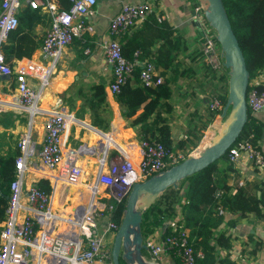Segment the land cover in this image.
<instances>
[{
  "label": "built area",
  "instance_id": "1",
  "mask_svg": "<svg viewBox=\"0 0 264 264\" xmlns=\"http://www.w3.org/2000/svg\"><path fill=\"white\" fill-rule=\"evenodd\" d=\"M99 1L68 0L69 8L62 9L55 0H0V81L4 77L15 78L20 108L29 115L30 127L35 117L45 119L43 142L37 157L45 171L41 177L50 185L48 192L38 187L37 179L27 184L30 170L27 161L34 144L30 128L22 136L19 155L15 158V179L10 186L9 203L1 224L0 264H114L112 247L120 225L112 220V216L117 206L124 204L126 207L135 184L161 175L207 148L225 119L226 104L214 96L209 108L222 117V124L212 136L204 134L197 150L192 153L172 150L161 142L142 139L138 142L140 156H136L114 141L108 144L109 134L80 124L61 104L51 109L41 107V94L49 86L64 50L75 39L94 34L89 19ZM25 6L46 14L50 26L40 47V60L10 61L3 48L17 30L18 16ZM151 14L153 8L148 2L122 3L111 20L109 36L100 43L106 62L112 67L114 78L109 90L114 95L141 64L138 52L132 60L124 57L122 39ZM192 18L201 27L204 61L212 70L224 72V56L217 32L207 21L199 3L192 9ZM90 53L85 50V55ZM139 79L144 87H156L164 82L151 61L144 62ZM247 104L252 116L264 110V90L255 87L248 90ZM80 126L90 136L86 134L87 138L74 148L70 138L80 133L77 130ZM228 160L234 166L251 164L264 170V150L256 149L247 139L237 141L229 149ZM91 164L94 171L90 170ZM70 190L75 191L73 195L69 194ZM221 195L222 191H217L216 196ZM68 201L74 205L69 212ZM219 214H226L221 207ZM144 245L155 264H197V259L203 256L194 251L187 231L169 236L162 243L151 235L144 238Z\"/></svg>",
  "mask_w": 264,
  "mask_h": 264
},
{
  "label": "crops",
  "instance_id": "2",
  "mask_svg": "<svg viewBox=\"0 0 264 264\" xmlns=\"http://www.w3.org/2000/svg\"><path fill=\"white\" fill-rule=\"evenodd\" d=\"M124 2H148L153 8V14L150 16L154 15L157 19L162 18L161 21L166 20L172 30L169 41H160L153 48V52L161 46L164 48L159 64H156L153 58L140 56L139 63L141 64L136 69H141L145 61L155 64L158 74L168 88L169 96L162 101L159 111L170 127L172 145L176 149L181 145L183 149L178 150L192 153L200 147L204 134L212 136L222 124V117L216 116L210 110L209 104L211 98L216 96L220 86V77L225 74V71L212 70L201 55L203 42L201 27L192 18V9L197 4V0H100L94 8V14L89 19L94 26V34H85L82 39H75L64 50L49 86L41 94L40 106L51 109L61 104L75 115L80 124L94 127L87 107L78 97L77 89L79 86L87 87L90 84H105L107 100L112 111L110 127L108 131L94 128L110 136H119L120 145L124 150H131L134 155L140 156L138 147L140 139L122 117L114 94L109 90L114 78L113 71L100 48L101 41L109 36L111 20ZM42 15L44 17L39 21L40 23L35 25L32 31L26 33V39L39 45V49L31 58L33 60H40V47L50 26V18L46 14L42 13ZM146 20L138 22L128 34L140 29ZM85 50H90V55H85ZM130 80L133 84L134 79ZM255 84L264 85V74L257 78ZM0 102V157L15 159L19 155L18 145L22 136L31 128L34 144L31 145L27 161L30 167L27 184L30 185L35 179L39 183L44 180L41 176L45 173L37 157L43 142L45 119L40 116L35 117L30 127L29 115L20 108L14 77L0 81ZM141 112L142 110L138 114ZM254 117L262 126L261 146L264 150V110L257 112ZM77 130L80 133L77 132L70 138V144L74 148L79 146L88 134L82 126ZM226 165V162H220L219 168L225 169ZM94 169L95 167L91 164L90 170L94 171ZM233 170L234 172L229 175V184L232 187L245 181H264V170L257 169L251 164L233 166ZM239 217L236 215L234 218ZM226 218L228 220L230 217ZM226 229L223 225L218 232ZM227 231V234L233 238L232 249L221 251V256L228 255L238 264H264V223L262 221H257L253 216L241 218L236 227ZM163 234L164 228L161 227L156 229L152 236L162 243ZM254 244H261V249L252 255ZM145 253L149 256L148 252L145 251ZM169 254L167 251L166 256L168 257Z\"/></svg>",
  "mask_w": 264,
  "mask_h": 264
},
{
  "label": "trees",
  "instance_id": "3",
  "mask_svg": "<svg viewBox=\"0 0 264 264\" xmlns=\"http://www.w3.org/2000/svg\"><path fill=\"white\" fill-rule=\"evenodd\" d=\"M62 9H68V0H55ZM228 14L233 31L243 51L247 68L250 73L249 90L255 87L264 90L263 84H255L257 78L264 74V0H222ZM40 10H33L27 6L18 16L19 26L10 35L9 42L3 51L10 61L31 59L39 49L38 44L26 39V33L32 31L43 19ZM166 20L158 21L154 15L150 16L138 30L131 32L122 39V51L126 59L132 60L135 53L142 58H153L159 64L164 48L161 46L153 52V48L160 41H169L172 30ZM229 70L220 77V86L216 92L224 104L228 97ZM140 69H136L128 82L114 95L120 107L122 117L136 132L138 139H148L161 142L165 147L176 150L172 145L171 130L166 120L161 116L159 108L162 101L168 98L167 84L156 87L142 86ZM78 97L87 107L90 120L94 127L108 131L112 118V111L107 100L105 84H90L79 86ZM142 112L138 114L139 111ZM215 114V113H214ZM213 114V115H214ZM262 126L249 111L248 122L238 141L250 140L253 146L262 150ZM183 149V146H178ZM220 162H226L225 169H220ZM228 160V153L218 162L207 169L183 180L178 188H169L156 202L147 209L142 216L141 232L148 238L163 227V241L169 236L187 231L189 241L195 252H201L202 258L197 264H238L229 256H221V251L232 249V236L228 229L236 227L241 218L253 216L264 223V181H245L242 186L232 187L229 184L230 173L234 172ZM15 179V159L0 157V233L1 224L5 219V212L9 203L10 186ZM38 187L50 191L47 181H40ZM217 191H222L220 197ZM225 215L219 214V208ZM125 205H119L112 216V220L121 224ZM239 215V218H234ZM227 216L228 218L227 220ZM226 230L218 232L223 226ZM261 249V244H254L251 252L255 255ZM121 264H127L121 260Z\"/></svg>",
  "mask_w": 264,
  "mask_h": 264
},
{
  "label": "water",
  "instance_id": "4",
  "mask_svg": "<svg viewBox=\"0 0 264 264\" xmlns=\"http://www.w3.org/2000/svg\"><path fill=\"white\" fill-rule=\"evenodd\" d=\"M197 3L203 7L207 21L217 32L224 65L229 70L228 97L223 111L225 119L207 148L161 175L134 185L114 239V264H121V260L127 264H155L147 261L144 256L146 246L141 232L143 213L169 188H178L183 180L221 160L238 141L248 122L247 94L250 73L224 4L222 0H197ZM7 78L4 77L3 80Z\"/></svg>",
  "mask_w": 264,
  "mask_h": 264
},
{
  "label": "rangeland",
  "instance_id": "5",
  "mask_svg": "<svg viewBox=\"0 0 264 264\" xmlns=\"http://www.w3.org/2000/svg\"><path fill=\"white\" fill-rule=\"evenodd\" d=\"M22 61V60H21ZM72 193H74V191L73 190H70V193L69 194H72ZM75 200V199H74ZM73 200V201H74ZM72 206V207H71ZM66 207H67V211L69 212V209L70 208H73L74 207V205H73V202L71 201H68V203L66 204ZM144 256H145V259L147 260V261H150L151 262V258H150V256H148V255H146V253H144Z\"/></svg>",
  "mask_w": 264,
  "mask_h": 264
},
{
  "label": "bare ground",
  "instance_id": "6",
  "mask_svg": "<svg viewBox=\"0 0 264 264\" xmlns=\"http://www.w3.org/2000/svg\"><path fill=\"white\" fill-rule=\"evenodd\" d=\"M7 100H10V98H7ZM1 104V102H0ZM1 110V109H0ZM111 141H114L117 145H120V137L119 136H115V135H111L109 137V141H108V144L111 143ZM121 146V145H120ZM75 192V191H74ZM73 195V193H72ZM72 207V206H71ZM71 209V208H70ZM70 211V210H69Z\"/></svg>",
  "mask_w": 264,
  "mask_h": 264
}]
</instances>
